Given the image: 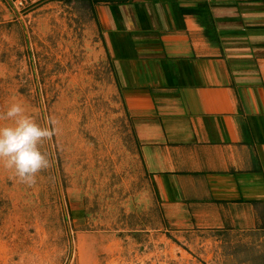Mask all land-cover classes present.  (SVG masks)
Returning <instances> with one entry per match:
<instances>
[{"label":"rangeland","instance_id":"1","mask_svg":"<svg viewBox=\"0 0 264 264\" xmlns=\"http://www.w3.org/2000/svg\"><path fill=\"white\" fill-rule=\"evenodd\" d=\"M80 9L0 0V109L19 102L55 129L33 185L0 165V264H264V233L195 240L165 228L112 62Z\"/></svg>","mask_w":264,"mask_h":264},{"label":"crops","instance_id":"2","mask_svg":"<svg viewBox=\"0 0 264 264\" xmlns=\"http://www.w3.org/2000/svg\"><path fill=\"white\" fill-rule=\"evenodd\" d=\"M53 1L61 0L41 3ZM80 7L112 62L136 161L152 186L146 200L156 202L165 228L195 240L261 236L264 0H80Z\"/></svg>","mask_w":264,"mask_h":264},{"label":"clouds","instance_id":"3","mask_svg":"<svg viewBox=\"0 0 264 264\" xmlns=\"http://www.w3.org/2000/svg\"><path fill=\"white\" fill-rule=\"evenodd\" d=\"M54 131L38 124L19 102L0 109V165L13 170L22 183L33 185L37 174L49 167L39 145Z\"/></svg>","mask_w":264,"mask_h":264}]
</instances>
